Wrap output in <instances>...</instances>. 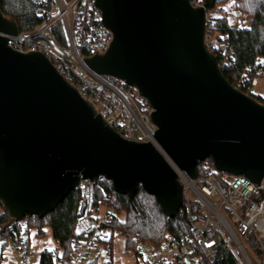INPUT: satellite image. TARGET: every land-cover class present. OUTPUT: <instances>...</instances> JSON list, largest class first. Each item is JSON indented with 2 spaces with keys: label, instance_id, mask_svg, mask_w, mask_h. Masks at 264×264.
Wrapping results in <instances>:
<instances>
[{
  "label": "water",
  "instance_id": "1",
  "mask_svg": "<svg viewBox=\"0 0 264 264\" xmlns=\"http://www.w3.org/2000/svg\"><path fill=\"white\" fill-rule=\"evenodd\" d=\"M222 1L96 0L113 39L84 61L139 90L153 108L156 142L190 178L210 158L218 172L257 183L264 104L233 87L204 45V9ZM17 31L0 12V201L9 216L43 217L81 175L105 177L129 200L140 185L176 217L182 186L159 150L122 139L44 55L9 47L1 34Z\"/></svg>",
  "mask_w": 264,
  "mask_h": 264
},
{
  "label": "built area",
  "instance_id": "2",
  "mask_svg": "<svg viewBox=\"0 0 264 264\" xmlns=\"http://www.w3.org/2000/svg\"><path fill=\"white\" fill-rule=\"evenodd\" d=\"M26 1L35 7L39 22L27 31L1 34L7 45L21 53L44 55L122 139L154 145L182 186V205L177 215L186 220L187 231L180 236L167 235L158 247L135 241L133 248L126 250L133 264H199L202 260L212 263L220 246L227 249L235 264H255L253 252L264 264V176L257 183L244 175L224 173L220 177L212 160L206 158L198 163L196 177L190 178L156 142L157 126L150 118L153 108L139 90L121 79L99 75L85 63V58L103 54L113 39L102 24L96 0ZM189 2L194 8L203 7V0ZM217 21L237 29L248 27L250 19L242 16L235 0H224L204 9V45L223 71L231 63L225 56L228 46L223 45L224 35L211 32ZM56 26L61 29L63 42L56 37ZM258 76L264 78V65L259 57L244 68L238 84L244 85L248 78ZM247 91L252 92L251 85ZM94 182L79 175L69 251L56 243L50 250L34 252L30 248V215L18 221L10 217L8 232L0 237V242L11 243L19 251L23 264H34L33 257L36 254L40 257L42 252L50 254L53 264H113L112 240L120 234L116 232L111 238L108 226L111 208L106 203L101 211L100 205L95 207Z\"/></svg>",
  "mask_w": 264,
  "mask_h": 264
},
{
  "label": "trees",
  "instance_id": "3",
  "mask_svg": "<svg viewBox=\"0 0 264 264\" xmlns=\"http://www.w3.org/2000/svg\"><path fill=\"white\" fill-rule=\"evenodd\" d=\"M235 1L240 13L250 18L249 26L230 29L224 21H217L211 27L212 34L224 35L223 45L228 46L225 56L231 64L222 71V74L233 87L264 104L263 98L247 91V86H252L253 78H248L244 85L238 84L244 68L251 65L257 57L264 65V0ZM0 12L4 17L13 19L19 31L30 30L39 22L35 16V7L26 0H2ZM54 30L57 39L63 42L60 27L56 26ZM199 166L200 164H197L195 168L197 174ZM223 174L216 171L217 176L221 177ZM93 186L95 207L106 203L112 210L108 223L111 238L118 232L124 237L127 248H133V243L137 240L158 247L167 235L180 236L187 231V222L184 218L179 215L169 218L161 210L156 198L148 194L140 185L132 200H129L127 195L115 192L112 182L103 176H100ZM77 200L78 190L75 188L66 194L53 211L41 218L31 216L28 228L35 229V236L42 237L45 234V227H49L53 240L66 252L69 251ZM0 207L2 209L0 237H4L8 232L6 225L10 216L1 201ZM35 264H53V262L49 253L42 252ZM199 264H235V261L227 249L220 246L212 263L202 260Z\"/></svg>",
  "mask_w": 264,
  "mask_h": 264
},
{
  "label": "rangeland",
  "instance_id": "4",
  "mask_svg": "<svg viewBox=\"0 0 264 264\" xmlns=\"http://www.w3.org/2000/svg\"><path fill=\"white\" fill-rule=\"evenodd\" d=\"M244 18L250 19L249 17L242 15ZM252 93L254 96L261 97L264 99V78L255 77L252 81ZM103 208V204L100 205V211ZM2 209L0 207V213ZM55 245L52 238L51 229L45 227V234L42 237L35 236V229L30 230V248L34 252H41L43 250H50ZM127 247L124 242V237L121 235L114 236L112 240V253H113V264H133L134 261L131 257L126 255ZM255 251L254 249H251ZM256 261L255 264L261 263V258L254 252L252 253ZM39 255L36 254L33 257V263H37ZM0 264H23L20 259V253L17 251L11 243L6 242L1 249V260Z\"/></svg>",
  "mask_w": 264,
  "mask_h": 264
},
{
  "label": "crops",
  "instance_id": "5",
  "mask_svg": "<svg viewBox=\"0 0 264 264\" xmlns=\"http://www.w3.org/2000/svg\"><path fill=\"white\" fill-rule=\"evenodd\" d=\"M55 242V241H54ZM55 244H56V242H55Z\"/></svg>",
  "mask_w": 264,
  "mask_h": 264
}]
</instances>
